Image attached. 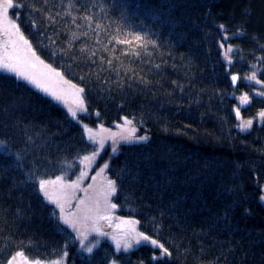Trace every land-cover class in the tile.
Segmentation results:
<instances>
[{"label":"trees","instance_id":"16d2710c","mask_svg":"<svg viewBox=\"0 0 264 264\" xmlns=\"http://www.w3.org/2000/svg\"><path fill=\"white\" fill-rule=\"evenodd\" d=\"M15 2L34 52L84 89L87 112L74 118L0 72V264L18 251L65 264H264V0ZM132 35L145 46L112 40ZM244 95L240 112L253 123L242 131ZM125 117L146 141L99 151L87 138L84 125L113 129ZM93 152L94 171L103 167L116 191L104 206L112 224L87 253L39 181H72ZM121 223L171 257L154 259L146 242L117 251Z\"/></svg>","mask_w":264,"mask_h":264},{"label":"snow or ice","instance_id":"6c2138e0","mask_svg":"<svg viewBox=\"0 0 264 264\" xmlns=\"http://www.w3.org/2000/svg\"><path fill=\"white\" fill-rule=\"evenodd\" d=\"M18 2L14 3V0H0V70L13 73L17 79H21L27 81L28 83L34 85L35 87L41 89L43 92L48 93L57 101H64L67 104V100H65V96L53 90L51 87L46 86L43 82L41 75L38 74L35 69L37 64L42 65L44 69L47 70V74L49 76H54L59 78L60 81L63 83H68L67 81H63V77L61 73L57 72L55 69L51 68L49 65H45L43 61L39 59L35 55V53L31 49V45L29 42L24 38L23 34L20 32L19 25L15 23L14 20L9 18V9H16L21 7ZM85 20H91L90 16H85ZM223 27V26H221ZM227 37H225L226 39ZM112 40H114L117 44H124L130 47L135 48H143L145 45L143 43L144 37L140 35H132L131 38L124 37L119 38L118 36H113ZM111 43V41H109ZM21 45L23 46L24 54L21 55ZM223 47V44H221ZM228 51L230 52L231 49L229 48ZM134 55H139V52L133 51ZM227 55V53H226ZM111 63V61H109ZM238 78L236 76H232L231 80L235 82ZM248 79L252 80L255 79V74L253 76L248 77ZM260 83V81H257ZM74 89V98H73V105L75 107H69V111L71 115L75 118L77 116V110L80 112H87V108L84 105V99L80 95L84 92L83 88H77L75 85L71 86ZM4 90L3 85H0V92ZM259 95L264 96V92H260ZM241 102L243 104H247L249 102V98L247 95L242 96ZM236 116H240V110L237 108ZM260 118H264V112L259 113ZM125 123L131 124L132 121L128 120L125 117ZM253 121L252 120H242L241 124L238 125L242 131L247 130L251 127ZM85 130L88 132V138L95 142V135L92 132V129L88 128L87 125H84ZM122 139L128 142L134 141H146L148 139L147 136H135V129H132L130 134L127 136H123ZM5 141L0 140V146H3ZM103 142L101 141V146ZM115 151V149H113ZM97 153L93 152V156H86L84 160L90 161ZM105 168L107 165L104 166ZM103 171V169H101ZM62 178L58 177L57 180H40L39 181V190L42 195L47 198V200L51 203L56 204L60 208L61 215H58V219L63 222V224L68 225L74 231H79V226H81L84 222L89 219V213H99L102 209L99 206V203H95L91 206L86 205L84 200L80 201L81 205H85L83 209H78L79 212H83V216H78L76 213H70L63 215L64 213V206L60 202L59 197L55 196L54 193L49 191L50 185H56L61 183ZM75 184L66 185L65 187H75ZM86 191V190H85ZM115 181H108L107 182V192L105 195V203L107 204V196L115 193ZM264 199V197H262ZM111 207H115V205H111ZM128 223L135 224L136 221H129ZM96 231H99L96 229ZM104 235V233H100ZM116 250L120 251L121 247L123 246L124 250H127L132 247V241L136 244H140L141 242H146L148 245L152 246L154 250H158L160 255L158 257L154 256V259H159L163 261L165 257H171V252L168 248L164 246V244L160 243L158 240L153 239L152 237L145 235L144 233H135V230H132V234H129V238H125L123 240L116 239ZM83 247V245H81ZM86 252L92 253L93 247H88L85 249ZM17 257L24 258V264H46V260H42L40 258H32L29 260L25 257L24 252L18 251L16 255L12 256L10 260L7 261V264H15ZM47 264H63V259H57L52 261H47ZM112 264H117L115 260L112 261Z\"/></svg>","mask_w":264,"mask_h":264},{"label":"rangeland","instance_id":"374dc122","mask_svg":"<svg viewBox=\"0 0 264 264\" xmlns=\"http://www.w3.org/2000/svg\"><path fill=\"white\" fill-rule=\"evenodd\" d=\"M11 10L12 9H9V18L14 20L15 23L18 24L16 22V20L12 17ZM20 32L22 33L21 29H20ZM24 38H25V36H24ZM29 44H30V42H29ZM31 49L34 52V49L32 48V46H31ZM23 54H24L23 46L21 45V55H23ZM35 55L37 57H39L36 53H35ZM39 59L41 61H43L40 57H39ZM43 63L45 65H49L45 61H43ZM49 66L51 67V65H49ZM35 71L41 75V78H42V80L46 86H49L53 90L62 93L65 96V100H67V104L64 101H58V102L65 105L68 108V110H69L70 106L75 107V105H73V103H72L73 98H74V89L71 87L72 84L63 83L62 81L59 80V78L54 77V76H49L47 74V70L44 69L42 65L37 64ZM0 72L9 73V72L3 71V70H0ZM9 74L14 75L13 73H9ZM63 81H66L64 77H63ZM25 82L28 83L27 81H25ZM28 84L31 85L32 87H34L35 89H37L38 91L42 92L43 94L50 96L52 99H54L48 93L43 92L41 89L35 87L34 85H32L30 83H28ZM80 95L83 97L82 93ZM240 98L238 99L239 110L241 109V107L246 105V104H243L241 102ZM83 99H84V97H83ZM84 105L86 107L85 100H84ZM83 113H85V112H80L79 110H77V116L75 118H79L80 114H83ZM237 119L239 122L238 125L241 124L242 120H246L242 117L241 112H240V116L237 117ZM87 127L92 129V132L95 135V142L94 143H96L98 145L97 148L99 149V151H100V148L104 149L108 146H110V147L114 146V148H116L115 150H117L120 144L127 142L124 139H122V137L129 135L131 130L135 129L134 125H132V123L126 124L125 122L118 125L117 128H113V129L107 128V127H105V128L90 127V126H87ZM85 132H86V135L88 138V132L86 130H85ZM137 133L138 132L135 129V136L139 137L137 135ZM90 141H92V140H90ZM101 141L103 142L102 146H101ZM95 153L98 154V152H95ZM87 156L91 157V156H93V153L90 155H87ZM97 157L98 156L95 155L90 161L83 160L82 161V167H83L82 171L79 173V175L75 176V178L72 181H69L65 177H60V178H62L61 183L49 186V191L51 193H54L55 196L59 197L60 202L64 206L63 215L70 214V213H76L78 216H83L84 213L78 211V209H83L85 207V205L80 204L81 200H84L86 202V205H88V206H91L97 202L99 203V206L102 210L99 213H95V212L89 213V219L86 222H84L81 226H79V231H76L79 234L80 239L82 240V242H81L83 245L82 249L84 251L88 247H93V250H94L99 245L100 241L104 238V236L99 234V231H96V229L106 230V228H108L112 224L108 218V215L106 214V212H104V206L106 204L105 203V195L107 192V180L105 179L104 169L102 167L101 169H103V171H101V169L97 172L94 171V167L96 164ZM51 180L55 181V180H57V178L51 179ZM72 184H75L76 186L75 187H65L66 185H72ZM110 197H111L110 195L107 196V201L111 199ZM262 197H264V189H263ZM262 197H261V202L264 204V199H262ZM94 217H96V218L94 219ZM128 225L129 224H127V223L118 224V226H117L118 232H119L118 236L120 237V239L129 238V237H127V234L124 232V231L128 230ZM121 231L123 232L122 235L120 233ZM130 234H132L131 230H130ZM135 244L136 243L134 241H132V247ZM64 258H66V256ZM15 264H24V258L23 257H17ZM46 264H47V262H46ZM63 264H65V259H63Z\"/></svg>","mask_w":264,"mask_h":264},{"label":"water","instance_id":"95a60500","mask_svg":"<svg viewBox=\"0 0 264 264\" xmlns=\"http://www.w3.org/2000/svg\"><path fill=\"white\" fill-rule=\"evenodd\" d=\"M233 76H236V77H237V75H233ZM231 81H232V80H231ZM236 82H237V80H236L235 82L232 81L233 84H236Z\"/></svg>","mask_w":264,"mask_h":264}]
</instances>
